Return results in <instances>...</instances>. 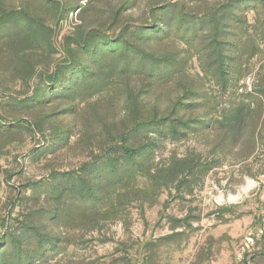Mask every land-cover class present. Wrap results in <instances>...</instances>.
<instances>
[{"label": "rangeland", "instance_id": "1", "mask_svg": "<svg viewBox=\"0 0 264 264\" xmlns=\"http://www.w3.org/2000/svg\"><path fill=\"white\" fill-rule=\"evenodd\" d=\"M0 264H264V0H0Z\"/></svg>", "mask_w": 264, "mask_h": 264}, {"label": "trees", "instance_id": "2", "mask_svg": "<svg viewBox=\"0 0 264 264\" xmlns=\"http://www.w3.org/2000/svg\"><path fill=\"white\" fill-rule=\"evenodd\" d=\"M232 117L225 118L227 123H229L230 121H232V119H234ZM159 125H161L160 122H153L151 124L145 123L142 126H144V127H149V126L158 127ZM170 127L172 128L173 132H175L177 128H183L184 130L190 129V126L188 123L185 124L181 121H176V120L170 122ZM145 153H146V149L143 147H141L135 151L127 150V149L124 150V154L132 160H135L136 158L138 159V158L142 157Z\"/></svg>", "mask_w": 264, "mask_h": 264}]
</instances>
